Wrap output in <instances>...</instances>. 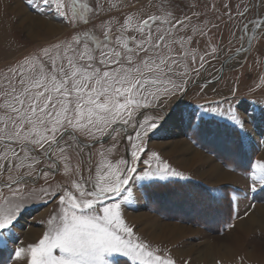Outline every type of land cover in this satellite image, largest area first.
<instances>
[{"label": "snow or ice", "instance_id": "obj_1", "mask_svg": "<svg viewBox=\"0 0 264 264\" xmlns=\"http://www.w3.org/2000/svg\"><path fill=\"white\" fill-rule=\"evenodd\" d=\"M26 2L37 15L54 13L76 31L70 39L30 53L0 72V252L15 242L14 225L39 195L42 203L58 202V209L37 242L10 252L9 264H176L170 254L136 236L122 209L134 198L130 185L135 180L188 179L146 144L165 134L167 124L191 137L219 139L232 157L246 153V142L252 141L246 127L248 109L241 113L236 99L177 103L192 87H214L197 78L206 58H219L223 48L211 39L203 51L192 48L193 37L206 36L210 29L190 16L175 17L163 2L159 14L128 13L122 22L110 14L121 12L124 0H96L95 6L91 0ZM249 2L250 7L237 10L242 23L231 31L230 43L239 42L240 47L229 61L250 53L253 41L264 39V0ZM173 98L176 102L165 114ZM210 117L225 119L228 133L213 129ZM260 120L264 123V109ZM121 134L125 157L112 162L108 156L115 145L102 147L93 172L89 152L87 177L80 167L82 156L73 165V153L80 156L84 149L103 145L105 137L114 140ZM42 163L46 167H37ZM61 164L67 184L27 192L19 187L59 175ZM245 174L250 192L264 189V158L251 160ZM207 198L213 199L211 194Z\"/></svg>", "mask_w": 264, "mask_h": 264}, {"label": "rangeland", "instance_id": "obj_2", "mask_svg": "<svg viewBox=\"0 0 264 264\" xmlns=\"http://www.w3.org/2000/svg\"><path fill=\"white\" fill-rule=\"evenodd\" d=\"M95 2L96 0H91V5L95 6ZM162 2L170 6L175 17L183 19L185 15L190 16L197 25L210 29L206 36L193 37L192 48L203 51L209 39L213 44H219L223 48L219 58H206L205 67L201 69V75L197 78L211 81L214 87L203 90L192 87L183 100L177 103L197 105L225 98L236 99L237 103H241V113L244 108L248 109L245 119L249 121L246 127L252 141L251 144L246 142V153L232 157L221 147L219 139L207 136L191 137L185 135L181 128L165 125L167 132L146 140V144L149 150L158 153L170 168L181 172L188 179L172 177L168 180H135L130 185L134 198L123 205L124 219L133 227L136 236L153 246H158L162 253L170 254L176 264H264V189H258L255 193L250 192L249 179L245 174L251 160L264 158V123L260 120V111L264 109V39H260L258 43L253 41L250 53L238 59L234 57L233 60H228V56L240 47L239 42L230 43L233 40L231 31H236V26L242 23L237 10L245 5L250 7V2L124 0L123 10L119 13L113 11L110 15L118 17L122 22L128 13L142 17L147 14H159V5ZM194 13L196 15H193ZM229 14L232 16L231 20ZM251 18L250 16L249 19ZM96 23L99 24V21ZM75 31L70 24L55 17L54 13L37 15L29 8L26 0H0V72L15 65L30 53L70 39ZM184 34L183 31L180 32V35ZM96 35L102 38L99 30ZM187 35H192L191 28L188 29ZM225 64L227 67L221 71ZM189 65L192 66L191 60ZM195 66H199V56ZM175 102L176 98L169 102L164 109L165 114L171 110ZM224 107L227 108L228 105L225 104ZM252 116L256 117L255 122H252ZM209 119L213 129H218L221 134L228 133L230 126L225 119L216 117ZM81 139L85 143L92 142L85 137ZM113 145L115 148L108 159L116 162L125 157L126 141L121 134L114 140L107 139L103 145L96 144L94 148L84 149L80 156L73 153V165H76L82 156L83 163L80 167L87 177L88 153H92L91 163L94 172L101 148ZM213 166L219 167L221 171L217 174L210 173ZM37 167H46V163ZM140 167L143 168L144 165L141 164ZM155 167L153 164V168ZM233 168L237 170L233 171ZM60 169L59 175L42 177L35 185L19 187L27 192L33 187L39 189L41 186L55 187L58 184H67L69 178L63 174V164ZM226 175L227 178H224ZM7 178L5 174L4 179ZM28 179L31 180L32 177ZM150 185H164L168 187L167 189L178 186L181 189L173 192L169 202L163 201L159 196L163 193L161 195L166 197L164 192H157L154 196L157 200L156 205L155 202L149 201ZM4 192L7 194V189H4ZM180 193L183 195L177 197ZM174 194L177 196H173ZM208 194L213 197L210 200L214 206L212 213L202 211L209 201ZM230 197H234L231 204ZM41 199L37 195L28 202L26 211L14 225L15 242L8 244V251L0 252V264H9L10 252L37 242L47 230V221L58 209V202L42 203ZM163 213L167 216H163ZM219 215L223 216L224 221L213 224L212 220L219 218ZM250 217L255 218L251 225ZM184 218L197 220L198 223L194 225L185 222Z\"/></svg>", "mask_w": 264, "mask_h": 264}, {"label": "trees", "instance_id": "obj_3", "mask_svg": "<svg viewBox=\"0 0 264 264\" xmlns=\"http://www.w3.org/2000/svg\"><path fill=\"white\" fill-rule=\"evenodd\" d=\"M153 186H157L158 187V190H154L153 188H150V194H151V197H150V202H155L156 203V205H157V200L154 198V196H156V193L157 192H159V191H162V192H164L165 194L164 195H166V197H164V196H162L161 194H163V193H160L159 194V196L162 198V200L163 201H165V202H169L170 201V199H171V195L173 194V192L174 191H180V187H178V186H175V188H173V189H167L168 187H166V186H164V185H153ZM160 186H164V187H160ZM179 189V190H178ZM178 193V192H177ZM191 194V193H190ZM183 194H179V196H177L176 194H174L173 196H177V197H181ZM158 199V198H157ZM205 210H207V212H210V213H212L213 212V210H214V206H213V203L209 200L208 201V203L205 205V208H203V210L202 211H205ZM167 216L166 214H164L163 213V216ZM219 218H217L216 220H212L213 222V224H216V223H218V222H223L224 221V218H223V216L222 215H219L218 216ZM183 221H185V222H188V223H191V224H197L198 222H197V220L196 221H194V220H190V219H187V218H184V220ZM199 222H201V221H199ZM198 225H201V226H204L203 224H198ZM217 230V229H216ZM211 231H214V232H217V231H215V230H211Z\"/></svg>", "mask_w": 264, "mask_h": 264}, {"label": "bare ground", "instance_id": "obj_4", "mask_svg": "<svg viewBox=\"0 0 264 264\" xmlns=\"http://www.w3.org/2000/svg\"><path fill=\"white\" fill-rule=\"evenodd\" d=\"M49 25H50V24H49ZM210 171H211L210 173L213 174V173L218 172L219 169H218L217 167L213 166V167L210 169ZM226 176H228V175H226ZM226 176H225V178H227ZM253 219H255V218H254V217H252V218L250 217V219H249V220H250V222H249L250 225H251V222H255ZM244 224H245V223H244Z\"/></svg>", "mask_w": 264, "mask_h": 264}, {"label": "crops", "instance_id": "obj_5", "mask_svg": "<svg viewBox=\"0 0 264 264\" xmlns=\"http://www.w3.org/2000/svg\"><path fill=\"white\" fill-rule=\"evenodd\" d=\"M210 168H211V167H210ZM217 168L219 169V167H217ZM222 169H223V170H225V168H223V167H222ZM220 171H221V170L219 169V171H218V172H216V173H213V174H217V173H219ZM226 171H227V169H226ZM228 172H229V171H228ZM221 173H222V172H221ZM222 175H224V174L222 173ZM236 175H237V174H236ZM226 177H227V176H226ZM224 178H225V177H224ZM220 180L222 181V180H223V178H222V179H220ZM220 180H219V181H220Z\"/></svg>", "mask_w": 264, "mask_h": 264}]
</instances>
